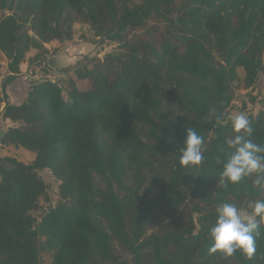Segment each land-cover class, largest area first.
<instances>
[{
  "label": "trees",
  "instance_id": "trees-1",
  "mask_svg": "<svg viewBox=\"0 0 264 264\" xmlns=\"http://www.w3.org/2000/svg\"><path fill=\"white\" fill-rule=\"evenodd\" d=\"M77 22L120 50L73 65L67 97L44 79L6 101L2 118L21 125L0 144L36 157L0 158V264H39L41 252L53 264H264V227L251 259L209 252L218 204L264 200L256 174L219 183L236 135L232 83L241 68L254 88L264 72V0H0L4 97L27 52L72 39ZM247 117L264 146V110ZM186 127L203 137L198 166L178 162ZM46 168L66 203L38 221Z\"/></svg>",
  "mask_w": 264,
  "mask_h": 264
},
{
  "label": "rangeland",
  "instance_id": "rangeland-1",
  "mask_svg": "<svg viewBox=\"0 0 264 264\" xmlns=\"http://www.w3.org/2000/svg\"><path fill=\"white\" fill-rule=\"evenodd\" d=\"M148 24H157L162 26L166 25L163 24L161 20L157 18L150 19L148 21ZM47 44L50 49L48 50V54L50 56L43 57V53H45V51H40L43 55L41 61L35 64V70H38L40 72L36 82H39L44 79H50L52 81H55L63 87L66 97L68 91V79L75 77V71L72 68L73 65H75L79 61L85 60L86 57H100V59L103 61L107 54L117 53L120 50L119 44L116 41L97 36L91 28L90 24L85 22L75 23L74 35L72 39L65 41L54 40ZM69 45H72L71 47L73 49V52L71 53L73 55L70 60L71 63L69 62L68 64H65L64 67H60V69L57 67V69H55L54 71V69L52 68L55 65L51 63V61L55 59L58 53L57 51L59 49H62L65 46L68 47ZM33 51H37L34 57L37 54L40 55L38 49H34ZM3 55L4 54H2L0 51V103L2 101H7V98L4 97L2 92V83L3 80L11 73L8 67L9 62H7L6 60L7 57L4 55L6 57L5 58ZM34 57L30 59L33 60ZM49 69L53 72H50ZM238 73L239 79L232 83L234 98L228 110L229 117L232 118V115L234 113H243L246 116L257 115L260 111L264 110V104L262 102V98L264 95V72L260 74L258 84L254 88L244 87L243 79L245 72L243 69L240 68L238 70ZM36 82L34 81L32 82V84ZM90 86L91 83L89 80H79L77 82V87L82 91L88 90ZM20 125L21 123L18 122V124H15L14 126ZM4 127H8V124L4 125L2 119L0 118V130ZM5 156L15 157L18 160L29 164L35 159L36 154L33 151L27 150L23 147L16 146L13 144H0V158ZM39 174L47 184V191L46 194L39 200L37 208L33 211V215L38 221L49 209H51V207H54L60 203H66L59 195L60 181L54 176L52 171L46 168L43 170H39ZM246 205L247 204L237 205V207L245 215H247L251 211V208L247 207ZM191 207H193L192 204H190L189 209H191ZM194 217L197 218V214H194ZM122 254L124 258H130L126 253H123V251ZM39 264H53L51 254L47 252H41Z\"/></svg>",
  "mask_w": 264,
  "mask_h": 264
},
{
  "label": "clouds",
  "instance_id": "clouds-1",
  "mask_svg": "<svg viewBox=\"0 0 264 264\" xmlns=\"http://www.w3.org/2000/svg\"><path fill=\"white\" fill-rule=\"evenodd\" d=\"M231 125L236 135L228 142L231 152L223 163L219 183L222 186L238 184L245 177L256 174L254 185L264 186V146L253 142L254 129L245 114L234 113ZM203 142V137L193 127L185 128V139L179 149L181 167H194L202 162ZM215 212L217 218L209 230L212 240L209 252H219L229 258L239 251L251 259L256 253V237L264 227V200L252 204L247 215L234 203L227 202L218 204Z\"/></svg>",
  "mask_w": 264,
  "mask_h": 264
},
{
  "label": "crops",
  "instance_id": "crops-1",
  "mask_svg": "<svg viewBox=\"0 0 264 264\" xmlns=\"http://www.w3.org/2000/svg\"><path fill=\"white\" fill-rule=\"evenodd\" d=\"M71 46L72 45H69L68 47L65 46L62 49H59L57 51L58 53H57L55 59L53 60L55 62L51 61V63H53L55 65L52 68V69H54V71H55V69H57V67L60 69V67L63 68L65 64H68L69 62L71 63L70 60L73 57V55L71 54L73 52V49ZM46 49H47L46 50L47 53L45 52V53H43L44 54L43 55L42 52L39 51V54L41 56L37 54L35 57H34V55L36 54L37 51H33L34 49H31L30 51L27 52L24 61L20 65L21 73L7 86L6 93H7V101L8 102L13 103V104H21L27 98L28 92H29V87L31 86L32 82L37 81V78L40 74V72L38 70H35V64L37 62L41 61L42 55H43V57L44 56H47V57L50 56L48 54V50H50L48 44H46ZM32 57H34L33 60L30 59ZM6 60L8 62L7 58H6ZM49 71L51 72L52 70L49 69ZM5 105H6V101H2L0 103V118L2 119V122L4 125L8 124V127L1 128L0 137L7 130V128L14 126L15 124H18V122H14L10 119L2 118L1 114L3 113ZM10 145H12V144H10Z\"/></svg>",
  "mask_w": 264,
  "mask_h": 264
}]
</instances>
